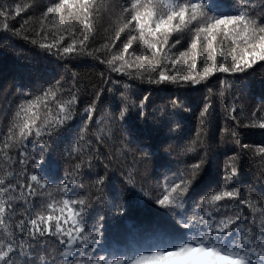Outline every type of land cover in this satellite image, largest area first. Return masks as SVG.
<instances>
[{
	"label": "snow or ice",
	"instance_id": "1",
	"mask_svg": "<svg viewBox=\"0 0 264 264\" xmlns=\"http://www.w3.org/2000/svg\"><path fill=\"white\" fill-rule=\"evenodd\" d=\"M102 11L116 18L94 47ZM21 13L27 18L17 21ZM0 36L58 61L86 55L105 66L90 92L66 63L50 80L29 73L26 84L23 74L13 77L15 102L6 129H0V264H181L188 257L187 264H194L206 253L211 257L202 264H264V184L254 191L241 181L242 157H256L264 169V144L243 143L240 133L264 131V98L245 105L243 93L233 90L241 75L264 72V0H249L231 12L196 0H50L43 6L39 0H0ZM213 77L215 92L209 86ZM139 84L207 89L197 133L205 152L196 154V162L184 160L172 170L167 157L173 145L154 149L129 127L130 121H151L173 133L190 111L179 96L153 109L151 92L139 91ZM217 104L227 122L221 143L234 145L235 154L189 203L209 165L203 137ZM90 127L96 129L95 144L86 139ZM114 129L120 147L106 152L102 146ZM61 140L73 162L62 182H52L41 164L64 158L57 153ZM196 148L193 141L177 156ZM161 155L166 159L158 167L167 172L149 186L150 169L153 174ZM132 192L136 203L152 206L151 231L141 237L142 246L116 252L110 232L127 215ZM20 202L24 212L17 219Z\"/></svg>",
	"mask_w": 264,
	"mask_h": 264
},
{
	"label": "trees",
	"instance_id": "2",
	"mask_svg": "<svg viewBox=\"0 0 264 264\" xmlns=\"http://www.w3.org/2000/svg\"><path fill=\"white\" fill-rule=\"evenodd\" d=\"M17 2H19V0H17ZM27 2H31V0H27ZM49 2L50 0H39L41 6ZM107 2L121 3L122 0H107ZM196 2L208 4L210 10L218 9V11L221 12H231L241 4L247 5L249 0H196ZM252 2L254 3L255 0H252ZM32 15L33 18L38 16L39 10L35 11ZM97 15L96 29L98 35H96V44L92 45L94 47H98L99 43L102 42L100 37L105 34L106 30L110 32L111 21L116 18L115 16H109V14L103 11ZM21 17L27 18L24 16V13H21V16L16 17V20L20 21ZM176 35V33H173L172 36H170V43L175 39ZM5 39V37L0 36V129H6L10 119V105L15 102L13 89L11 87L14 76L19 78L20 75L23 74L25 77L24 83L26 84L28 83L29 73L36 79L50 80L53 76H56L57 73L64 72L63 65L66 63L68 69L77 74L80 80V87L90 92L92 86L99 83V73L105 70V66L100 64L93 57L82 55L73 57L71 60L58 61L46 53L39 52L34 46L22 40L16 38ZM121 39H123V36ZM89 43L92 44L91 39ZM182 43H185V41L182 40ZM177 49L183 50L180 48V45H177ZM172 51L176 52V49ZM111 75L114 79L118 78L115 73ZM221 79H223V76H221ZM216 84V79L214 77L211 78V84L209 86L213 87V92L216 91L214 87ZM234 85L235 87L233 90L236 92L237 96L243 93L245 105H258L260 100L264 98V72H261L259 68L255 70L253 76L244 77L241 75L239 79L234 81ZM245 85H249V87L246 88ZM138 89L141 92H151L150 100L153 109L167 103L169 98L179 96L184 100L190 111L183 113L180 129L173 133H169L166 125L161 124L153 126L151 121L146 125L141 124L139 121H130L129 127L134 129L137 135L145 137L147 142L154 149L160 145H164L165 147H167L168 144L173 145V152L167 157L168 166L172 170L183 167L182 161L184 160H188L192 163L196 162L194 159L196 154L199 153L203 155L205 152V147L201 146V141L198 139L197 133L200 131L199 110L202 107L203 98L207 95V89L200 86L195 88H177L174 85L149 86L147 84H139ZM105 102L108 106V110L111 111L114 107L111 96H108ZM156 116L159 118L160 113L157 112ZM78 122L79 118L77 117L74 122L70 123L74 126L75 123ZM226 123L224 112L219 104H217L207 126L206 134L203 137L207 152L210 156L209 165L206 166L203 179L194 186L192 196L189 197V203L191 202V198L197 196L209 181L218 178V173L223 168L224 163L228 161V157L235 154L231 150L235 147L234 145L231 143H221V131ZM95 132L96 129L90 127L86 137V139L93 144H95V137L93 135ZM240 133L243 143L253 146L264 144V131L258 128H242L240 129ZM65 136H67V133ZM118 136L119 133L114 129L112 139L105 142V145L102 146L103 150L111 152L113 149L120 147ZM0 139H2V136H0ZM193 141H196L197 144L196 152L182 154L178 157L177 153H181V151L191 145ZM56 147L58 157L62 155L64 158L59 160V164H53L51 160L42 162L41 170L44 171L46 176L51 178L52 182H62L65 178L66 171L70 169V165L73 161L68 156V152L66 151L67 144L63 140H61ZM10 155L15 158V151H11ZM73 156H75V153H73ZM165 159L163 155L157 157V167L153 174H151L150 169L147 185L151 186L155 184L157 179L156 175L158 173L160 174V179H163V174L167 172V169L160 168L158 165ZM127 160L131 163V155L128 156ZM217 164H220V169L217 167ZM261 171H264V169L261 168L260 161L256 157L252 155L242 157L241 181L243 184L252 187L254 191H259L261 185L264 184V179L261 178ZM168 174L170 175L171 173L168 172ZM53 186L55 187V185ZM135 197V192L129 194V199H132L129 211L110 232V243L116 252L135 250L136 247L142 246L141 237L147 236L151 231L153 222L152 206L150 204H143L142 202L136 203L134 201ZM32 199L35 201L38 198ZM21 205L22 202L16 207L17 219L20 218L19 214L24 212V208ZM193 256H195V253ZM210 257V253L196 257L194 264H202L203 261L209 260ZM191 259L192 257H188L184 262H181V264H187V260Z\"/></svg>",
	"mask_w": 264,
	"mask_h": 264
},
{
	"label": "clouds",
	"instance_id": "3",
	"mask_svg": "<svg viewBox=\"0 0 264 264\" xmlns=\"http://www.w3.org/2000/svg\"><path fill=\"white\" fill-rule=\"evenodd\" d=\"M209 264H211V262H209Z\"/></svg>",
	"mask_w": 264,
	"mask_h": 264
}]
</instances>
